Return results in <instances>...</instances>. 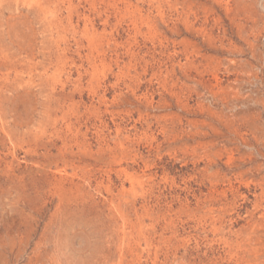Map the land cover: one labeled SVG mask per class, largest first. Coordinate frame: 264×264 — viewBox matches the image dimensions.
I'll list each match as a JSON object with an SVG mask.
<instances>
[{
  "label": "rangeland",
  "instance_id": "rangeland-1",
  "mask_svg": "<svg viewBox=\"0 0 264 264\" xmlns=\"http://www.w3.org/2000/svg\"><path fill=\"white\" fill-rule=\"evenodd\" d=\"M263 226L264 0H0V264H264Z\"/></svg>",
  "mask_w": 264,
  "mask_h": 264
},
{
  "label": "bare ground",
  "instance_id": "bare-ground-1",
  "mask_svg": "<svg viewBox=\"0 0 264 264\" xmlns=\"http://www.w3.org/2000/svg\"><path fill=\"white\" fill-rule=\"evenodd\" d=\"M257 223V222H256ZM261 226V225H260ZM262 227V226H261ZM263 228H264V226H263ZM251 230V229H250ZM251 232V231H250ZM262 237V236H261ZM264 237V236H263ZM257 239V238H256ZM251 240H253V239H251ZM254 240H255V238H254ZM244 241H246V240H244ZM247 243V242H246ZM251 243V242H250ZM252 244V243H251ZM256 244V243H255ZM238 245V244H237ZM241 245V244H240ZM236 246V245H235ZM252 246V245H251ZM259 246V245H258ZM260 247V246H259ZM239 249H240V247H238ZM242 250V249H241ZM245 250H247L246 248H245ZM250 250V249H249ZM254 250V249H253ZM244 251V250H243ZM248 251V250H247ZM251 251V250H250ZM238 252V251H237ZM250 253V252H249ZM262 255V254H261ZM245 258V257H244ZM257 258V257H256ZM259 258V257H258ZM242 260H244V259H242ZM257 260V259H256ZM238 261V260H237ZM244 263V262H243ZM246 263V262H245ZM244 263V264H245ZM254 263H255V261H254ZM256 264H258V263H256Z\"/></svg>",
  "mask_w": 264,
  "mask_h": 264
}]
</instances>
